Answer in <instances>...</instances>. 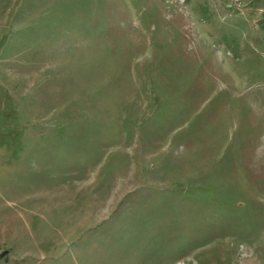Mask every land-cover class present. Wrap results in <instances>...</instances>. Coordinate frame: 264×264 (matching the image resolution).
I'll return each instance as SVG.
<instances>
[{
    "label": "rangeland",
    "instance_id": "374dc122",
    "mask_svg": "<svg viewBox=\"0 0 264 264\" xmlns=\"http://www.w3.org/2000/svg\"><path fill=\"white\" fill-rule=\"evenodd\" d=\"M0 264H264V0H0Z\"/></svg>",
    "mask_w": 264,
    "mask_h": 264
}]
</instances>
